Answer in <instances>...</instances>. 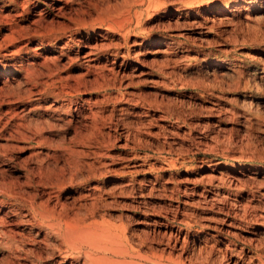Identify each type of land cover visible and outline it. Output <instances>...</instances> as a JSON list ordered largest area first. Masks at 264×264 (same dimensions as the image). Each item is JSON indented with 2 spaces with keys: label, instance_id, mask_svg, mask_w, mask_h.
<instances>
[{
  "label": "rangeland",
  "instance_id": "1",
  "mask_svg": "<svg viewBox=\"0 0 264 264\" xmlns=\"http://www.w3.org/2000/svg\"><path fill=\"white\" fill-rule=\"evenodd\" d=\"M50 2L42 23L33 3L21 10L26 17L0 4L20 26L64 33L61 42L28 32L9 41L0 23V86L11 84L5 99L16 98L9 106L28 103L33 90L36 115L56 119L2 120L0 202L23 210L0 203V226L15 236L0 235V264H72L80 256L65 259L59 234L31 212L36 200L68 214L115 264H235L233 253L259 264L264 0H82L84 23L69 20L76 9L66 17ZM26 44L35 57L17 83L21 73L9 75L5 65Z\"/></svg>",
  "mask_w": 264,
  "mask_h": 264
},
{
  "label": "bare ground",
  "instance_id": "2",
  "mask_svg": "<svg viewBox=\"0 0 264 264\" xmlns=\"http://www.w3.org/2000/svg\"><path fill=\"white\" fill-rule=\"evenodd\" d=\"M48 1H51L52 2L51 5L54 7V8L53 7H50V8H53V9L57 10V12H59V14L61 13V15H64V16L66 15V17H67V14L68 13H71L72 10H75L76 9V12L75 13L77 14V18L75 19V17L69 15L68 16L69 20L70 21H73L72 23H74L76 21H77L76 23H82L83 22V19L84 18L81 15H84L85 14V9H83V7L81 6V3H82L81 1L82 0H0V4H2L4 7L5 6L6 7H8V6L13 7V9H15V12H16L17 17H21V16L26 17L28 15L24 16V14L21 13V10H23V12L26 13L25 10H27V11L31 10L29 8H30L31 3H33L32 5H33V8L35 7V10L34 11L36 12L34 14V18L39 19L38 21L36 19L34 21L41 22L42 23V21L45 19V13L48 10V6H49L47 4ZM257 1H259V0H257ZM39 3L40 4L42 3L46 7L43 8V9H39V7H40V4ZM77 6L80 7V8H78V10H77V8H75ZM44 10H46L45 13L43 12ZM7 15H8V13H7ZM7 15L6 16H3L0 13V23L2 22V24H3V22H5L3 26H8V33L7 34L5 33L6 36H4L5 38H7L6 40L16 41V42H21L22 41L23 42L22 34H24V32H26V33L28 32L29 34H31V36L34 39L40 38L44 42H51L52 39H54L56 42H61L63 40V37H64L63 34L64 33L61 34L60 32L59 33L58 32H54V31H52V30H50L48 28L47 29L40 28L38 25L35 26V27H33V28H32V26H26V27L25 26H20L19 23L15 21L16 20L15 18H14V20L12 19L13 14H12V17L11 16H7ZM32 15H33V13H32ZM36 22H35V24H36ZM52 24H54V22ZM31 40H33V39H28L27 41L29 42ZM46 44H49V43H46ZM27 45L28 44H26L24 46L23 45L21 46V48H20V51L21 52L20 53H22V55L20 53L18 55L17 54H14V57L11 58L12 60L11 61L9 60L10 62L8 64L6 63L7 65H5V67L7 69H6L5 72H7L9 75H16L17 73H21V72L23 73V71H21V70H23V68L25 67V64L26 63H29V62H25V61L28 58L35 57V55L31 53L32 52V49L30 47H28ZM36 49H38V46L34 48L35 53L38 54V52H37ZM61 49H62L61 51L63 52L62 54L65 56V54L67 52L66 49L63 46H62ZM17 58L20 59V61L18 62V63H20L19 65L21 66V67H19L20 69L17 68V66H15V63L16 62H14V60H16ZM46 61H47V59H46ZM45 66H46V64H45ZM48 67H51V66H48ZM26 71L24 72L25 74H22L21 73V78L22 79H19L20 77L19 78L13 77L12 78V81L17 82V83H21L22 80H27L28 77H29V73H27ZM5 72H4V75H5ZM28 81H27V83H28ZM6 84H7V82H4L3 85L0 86V104H1L0 105V129H3L5 127V125L2 124V122H4L2 120H5L4 119L5 117H8V116L11 115L13 118L14 117L15 118H18L20 113H24V115H25V113H28L29 116L32 115V114H35V116H37V119H38L37 121L45 122V123H49L50 120H53V119L56 120L54 118V116H52L47 111H45L44 114H42V115L41 114L40 115H36L38 109L40 108L39 107L40 104L38 103L40 96H39V94H37L33 90H30L31 95L29 96L28 103H26V104L25 103L14 104L13 107H11L12 105L9 106L10 103H13V102L15 103L16 102V98L13 97V98H8V100L5 99L6 96L9 97V95H6L7 92H8V90H7L8 88L7 87H9V89H10V85H11V84L9 85V83L7 85ZM25 84H26V82H25ZM19 87L20 86H18V88ZM20 88H22V87H20ZM10 90H9V92H10ZM6 104H7V106H6ZM38 104H39V106H38ZM3 105H5L7 107L6 110L2 108V107H5ZM49 106H47V107H49ZM47 110L48 111H56V108H55L54 105H52L51 107L47 108ZM28 114H27V116H28ZM6 119H8V118H6ZM10 119H12V118H10ZM20 119H22V118L20 117ZM69 122H71V121H69ZM13 123H14V121H13ZM15 123H18V122H15ZM18 126H20V124H18ZM19 132L21 133V129L19 130V128H18V133ZM12 194H13V192H12ZM8 197H9V193H8ZM10 197H11V194H10ZM12 199H13V197H12ZM15 199H17V198L15 197ZM0 203H1V207L2 206H4V207L10 206V208L11 207L13 208V212H16L17 214L20 213V212L22 213L23 206L22 207L12 206V205L8 204L6 201H1ZM31 204H33V208H31V212L33 214V211H34V216H37L36 218H38V216H40V219L42 220L41 222L43 224L42 226H44V228L45 227L48 228V231H49V229L52 230V231L54 230L53 234L54 233H57L56 235L59 234V236L61 237L62 244L65 246L64 249H66L65 250L66 251V257H65V259H69L72 256L71 255L72 254V251H75V253L76 252L79 253L80 256H78L77 258H74V262H72V264H112L113 263V261L111 260L112 257L110 256V255H112V252L109 255L111 258L108 256V253H110L109 251H111V250L108 249L107 247L100 246V245L96 244L95 242H92L91 239H90V242H87V237L84 235L85 230L83 228H81V227L74 226L73 221L71 220V217L68 216V214H65L64 212L57 210L58 208H56V206L55 207H52L51 204L47 200L46 201H41V202H38L36 200V202L34 201ZM34 216L32 218H34ZM4 217L3 218L0 217V225H2L3 223H5L4 222V220H5ZM263 219H264V217H263ZM263 219H261L262 220V226H263V230H262L263 232L262 233H264V220ZM38 221L40 222V220H38ZM40 224L38 226H40ZM42 226H40V227L42 228ZM8 233L6 232V230L2 226H0V235L1 236L6 237L7 240H8L7 237H11L12 239H15V238H13L14 235L12 236L13 232H12V234L10 236H9ZM255 249L256 248H254V251H255ZM260 252H262V251H260ZM241 253H242V251H241ZM237 254L234 255V253H233L232 256H230L229 259L232 260L231 263H233V261H234V258L233 257H236L237 258V262L235 264H242L243 260L245 261V258L243 256V254H238V256H237ZM254 254L258 258L259 264H264V255H262L261 253H258L257 250L254 252ZM74 256H76V255H74ZM81 256L85 257L86 260H84L83 262H80V260L82 258ZM137 258L140 259V260L146 259L145 261H147L149 263H153V260H151L149 258H145L141 253L137 254ZM114 260H117V259H114ZM251 260H250V262H251ZM117 263H121V262L120 261H116V264ZM113 264H115V263H113ZM139 264H142V263H139ZM154 264H165V263L162 260H156V261H154Z\"/></svg>",
  "mask_w": 264,
  "mask_h": 264
}]
</instances>
